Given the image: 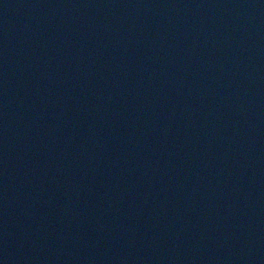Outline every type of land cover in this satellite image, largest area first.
Masks as SVG:
<instances>
[{
  "label": "water",
  "instance_id": "water-1",
  "mask_svg": "<svg viewBox=\"0 0 264 264\" xmlns=\"http://www.w3.org/2000/svg\"><path fill=\"white\" fill-rule=\"evenodd\" d=\"M0 264H264V0H0Z\"/></svg>",
  "mask_w": 264,
  "mask_h": 264
}]
</instances>
